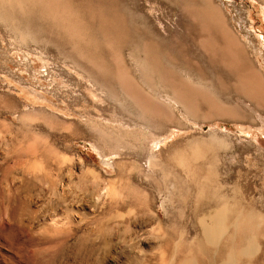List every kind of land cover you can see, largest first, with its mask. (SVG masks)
<instances>
[{
	"label": "rangeland",
	"instance_id": "374dc122",
	"mask_svg": "<svg viewBox=\"0 0 264 264\" xmlns=\"http://www.w3.org/2000/svg\"><path fill=\"white\" fill-rule=\"evenodd\" d=\"M129 1L118 3L144 13L161 36L184 33L175 0ZM194 2H209L221 10L247 48L264 86V4L258 0ZM36 18L33 27L38 29L39 43L20 41L0 24V264H180L200 231L191 227L193 219L186 207L196 197L195 191L180 196L178 176L185 177L198 165L211 163L216 171L210 186L220 187L226 178L233 183L245 180L251 184V195L264 201V125L260 122L264 107L232 89L226 93L219 89L222 83L234 84L233 76L219 71L227 75L226 80H210L206 70L188 66L175 72L176 78L185 79L187 70L192 77L201 76L217 89L215 97L237 107L242 118L207 113L198 99L201 111L192 117L184 119L177 110L168 111L167 128L150 129L135 114L121 110V98L118 103L105 96L100 81L95 84L85 73L80 75L75 63L86 64L85 60L70 42L57 38L47 20ZM133 43L121 48L120 58L134 78L137 71L129 54L137 52ZM198 55L209 62V53L199 48L189 59H199ZM104 59L111 62L105 50ZM110 85L107 89L114 94L122 92L115 81ZM153 85L156 94L167 90L159 81ZM23 115L27 117L21 119ZM99 130L122 135L116 154L109 156L111 166L101 164L93 148L99 144ZM151 134L159 135L152 165L142 150L152 145ZM215 134L228 138L229 145L212 146L210 138ZM179 196L186 205L182 211L176 201ZM257 238L258 252L251 264H264V236L260 233Z\"/></svg>",
	"mask_w": 264,
	"mask_h": 264
},
{
	"label": "bare ground",
	"instance_id": "6f19581e",
	"mask_svg": "<svg viewBox=\"0 0 264 264\" xmlns=\"http://www.w3.org/2000/svg\"><path fill=\"white\" fill-rule=\"evenodd\" d=\"M194 1L196 0H175L178 4L174 6L181 13L180 25L184 33L171 34L168 37L161 36V33L157 32L158 28L155 30L153 24L147 21L144 13L137 9L129 10L123 7L124 4L119 5L118 0H0V24L20 41L33 43L38 42V29L33 27L36 17L47 20L57 38L62 40V43L70 42L80 58L85 60L86 64L74 65L79 68L80 75L85 73L95 84H98L97 80L100 81L99 86L105 91V96L117 101L118 97L121 98V110L135 114L136 119L141 120L140 124L150 129H166V121H169L170 117L168 111L177 110V113H182L184 119L192 117L201 111L197 105L198 99L206 105L207 113L215 112L220 116L242 118L243 115L237 107L216 98L217 89L205 83L201 76L192 77L190 70L193 68L206 70L210 80H226L227 75L222 72L233 76L234 84L222 83L219 89L224 93L232 89L264 107L263 82L261 83L260 75L249 58L247 48L229 28L219 8L209 2L197 4ZM258 1L264 4V0ZM129 5L131 4H128V7H131ZM189 39H196L198 42L188 46L184 42ZM216 40L222 42L218 44ZM132 41L136 43L135 46L133 43L132 47L137 50L135 55L129 53L133 57L131 65L135 72L137 71L134 78L122 66L123 61L120 58L121 48ZM198 48L209 53V62L207 59L201 61L199 55V59H189V55L195 53ZM104 50L110 57V63L104 59ZM130 50L132 49H128ZM111 64H114L113 68ZM184 66L190 68L189 71L186 69L185 79L183 76L176 78V70L186 68ZM113 81L122 91L118 95L107 89ZM155 81H159L162 87L167 89L164 94L154 92ZM22 117L21 119H24L27 115ZM260 122L264 125L263 120ZM104 130H99V144L93 148L101 164L111 166L109 156L116 154L115 150L123 139L120 132L116 133L114 130V133H110ZM158 136L151 134L152 145L142 147L151 165L156 159L155 146L159 140ZM142 138L144 140V137ZM142 138L140 137L141 140ZM148 140L147 142L150 141ZM211 140L212 146L214 144L217 148L229 143L228 138H220L216 134L212 135ZM193 152L199 154L196 150ZM193 152L191 155H195ZM159 163L161 162H158V166ZM207 165L194 166L185 172V177L178 176L180 196L185 197L190 190L195 191L196 197L185 206L193 219L191 227L200 231V235L193 240L188 255L180 264H242L243 260H248L247 264H251L258 252L257 237L260 233L264 236V201L251 195V184L245 180L233 183L231 178H226L220 182V187L210 186V183L216 180L217 174L213 171L211 163ZM216 184L219 185V182ZM137 192L135 189L134 193ZM180 196L176 201H179L178 209L182 211L185 208L182 203L184 197ZM163 199L161 205L166 212ZM159 217L157 212L155 219L158 220Z\"/></svg>",
	"mask_w": 264,
	"mask_h": 264
}]
</instances>
